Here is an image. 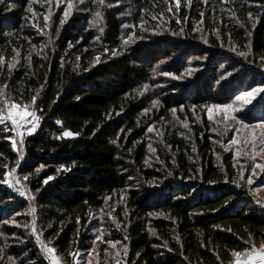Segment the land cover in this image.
I'll return each mask as SVG.
<instances>
[{
    "label": "trees",
    "instance_id": "obj_1",
    "mask_svg": "<svg viewBox=\"0 0 264 264\" xmlns=\"http://www.w3.org/2000/svg\"><path fill=\"white\" fill-rule=\"evenodd\" d=\"M234 3L224 16L209 5L198 21L193 10L155 21L165 1L0 0V110L19 104L39 117L16 149L0 125L3 259L52 264L42 241L64 264L95 254L114 264H235L234 252L264 245L258 183L226 147L234 127L208 115L239 105L247 121L264 117V93L236 99L264 89V0ZM144 8L123 51L78 55L120 43ZM38 12L49 17L42 29Z\"/></svg>",
    "mask_w": 264,
    "mask_h": 264
},
{
    "label": "rangeland",
    "instance_id": "obj_2",
    "mask_svg": "<svg viewBox=\"0 0 264 264\" xmlns=\"http://www.w3.org/2000/svg\"><path fill=\"white\" fill-rule=\"evenodd\" d=\"M160 1H165L167 3V6L164 7L161 14L154 16L156 17L155 21H158V20L161 21V20H165V19H169L173 17L177 18L181 14L182 10L185 11L188 16L189 14H191L190 12L193 10L194 11V14H192L193 16L198 14V17L194 16L193 18L197 19L198 21L201 19V14L205 13V10L207 9L209 5H211L212 7L218 6L217 11L220 16H224L227 13L226 10L231 8V5L235 6V3H234L235 0H197V2L193 0H179V5H177V0H160ZM169 9H171V11ZM146 12H147V9L145 8L142 9L141 15L139 17V21L134 25V27L132 26L133 28H129L123 33V35L120 38V43H118L117 45L111 47L106 44L103 49H98L93 44H89L85 46L78 53V55H82L84 53L87 59H90L92 61H100V60H106L108 58L113 57L114 56L113 52H116L117 54L120 53L121 51H123V47L125 43L128 41L133 30L137 29L138 25H140L144 21H147ZM33 13L34 12L32 11V15ZM131 14L133 15L134 12H131ZM45 15H46V12L45 13L38 12L36 14V20L33 23V25L36 28L42 29V26L40 25L41 23L40 21L42 17L43 18L45 17ZM150 21L152 22V24L154 23L153 20H150ZM105 49H107V51H105ZM245 92L247 91H242L240 93L242 101L245 100L244 95H243ZM15 105H17L16 108L10 109V105L7 104L4 111L0 110V114L7 116L10 110L20 113V117H17L18 126L13 128L11 126V120H5L4 124L2 125L6 127L7 129L12 130V132L14 133L13 142H16L17 144L21 139L24 138L25 135L35 132L38 121L35 123L34 131L29 133L27 131V127L29 125L25 124V120L31 123L33 118L31 116H27L21 119V117L24 116L25 111L35 112L36 115H37V112L34 109H31V108H28V107H25L19 104H15ZM218 106L220 107L219 108L214 107V109L212 110V117H214V119L219 123L227 124L232 128L234 127L232 139L235 138L240 141L238 145H234L230 143V141L232 140L231 139L226 144V147L228 149H231L234 155H235L236 150L239 149V151L241 152V156L239 158H236V157L235 158L243 170L248 169L250 171L251 173L250 179L252 180V182L258 183L255 191L261 196L264 202V169L256 167L255 172L254 173L252 172V168L255 167L256 164L264 163V155H262L261 157H256L255 160H253V151H254L253 144L255 143L256 145L255 151H259V140L261 137H264V123H262V121L250 122V121L244 120L245 124L252 125V127L245 128L244 124L237 123V121L241 119L238 115V109H240L239 105L238 106L230 105L231 107H227V108H225L224 105H218ZM237 127L240 129L239 133L235 131ZM13 181H14V176L12 174H9L7 177V182L10 184V186L14 185ZM32 234L33 233L30 232L29 235H32ZM39 244L41 246L43 253L48 256L52 264H53V259H55V264H64L61 261L60 257L58 256V254L55 252L54 248L49 247L46 243H43L42 241L39 242ZM48 249H52V251L49 252ZM259 249L260 248L256 250L258 251ZM251 252L252 250L245 252L239 257V259L241 260L246 259L247 255ZM2 256H3V252H0V264H14L15 262L14 260L3 259ZM110 261H112V264H114V260L111 259V255H108L107 257L105 256V259L101 260L100 257H97V255L95 254L89 263L90 264H100L103 262L102 264H111Z\"/></svg>",
    "mask_w": 264,
    "mask_h": 264
},
{
    "label": "snow or ice",
    "instance_id": "obj_3",
    "mask_svg": "<svg viewBox=\"0 0 264 264\" xmlns=\"http://www.w3.org/2000/svg\"><path fill=\"white\" fill-rule=\"evenodd\" d=\"M177 5H179V0H177ZM68 7L69 8L72 7L71 0H69ZM169 10L171 11V9H169ZM68 15H69V13L67 11H65L64 16L67 17ZM201 15H203V14H201ZM249 15L251 16V13H249ZM44 19L45 20H48L49 17L48 16H45ZM152 19L155 20L156 17H152ZM59 23L61 25H63L65 23V20L64 19H61L59 21ZM122 27H128V25L125 24V25H122ZM145 31H147V30L145 29ZM181 31H183V29H181ZM173 35H175V33H173ZM131 39H132V37H129V40H131ZM204 42L207 43V41H204ZM232 50L235 51V49H232ZM105 51H107V49H105ZM113 55L115 56V55H117V53L116 52H113ZM240 55L243 56L244 53L241 52ZM8 67H9V69H11L13 67V65L9 64ZM255 93H264V89H262V88H253L251 91L245 92L243 94L244 95V98H245V104L251 102V98L254 96ZM36 99H37L36 96H33L32 97V101L33 102H35ZM236 99L237 100H240L241 99V96H237ZM155 103H159V101H156ZM16 107H17V105H15V104L10 105V109H14ZM214 107L219 108L220 106L217 105V106H214ZM224 107L227 108V107H231V106L230 105H225ZM221 110H223V109H221ZM171 111H172L173 114H175L176 113V108H173ZM211 111H212L211 109H208V115H209V119L210 120H211ZM238 115L242 117L240 120L237 121L238 124H244V127L245 128L252 127V125H249V124H245L244 123V120L248 118L247 112H242V113H239ZM27 116H31L33 118V120H32L31 123H29L27 120H25V124H28L29 125L27 127V131L29 133H31L32 131H34L35 123L39 120V117L36 115L35 112H27V111H25L24 116L21 117V119H23L24 117H27ZM17 117H20V113L19 112H15V111H11V110L8 112L7 116H4V115L0 114V125H3L4 122H5V120H11V126L13 128H15L16 126H18V124H17ZM260 119H261L262 123H264V117H260ZM185 127H187L186 124H185ZM146 131L149 132V133H151L153 131V128L152 127H148L146 129ZM213 131H219V130L218 129H213ZM235 131L237 133H239L240 129L237 127L235 129ZM224 134H225L224 131H221L220 132V135L221 136H223ZM64 135L66 137H72L74 134L71 131H67V132L64 133ZM19 143L22 144L23 143V140L21 139L19 141ZM230 143L231 144H234V145H238L240 143V141L237 140V139H235V138H233L230 141ZM11 147L13 149H16V147H17L16 142H13L12 145H11ZM255 148H256V145L254 143L253 144V150H254L253 151V160H255L256 157H261L262 155H264V137H261L260 140H259V151H255ZM152 151L155 152V149L153 148ZM240 156H241V152L239 151V149H237L236 152H235V157L236 158H239ZM17 163H20V161H17ZM256 167H259L261 169H264V163L256 164L255 167L252 168V172L253 173L255 172ZM12 171L15 172L16 169H12ZM37 171H39V169H37ZM65 171H67V169H65ZM168 175H171V173H168ZM51 179H53V177L52 176H48L47 179L44 180V183L47 184V182L49 180H51ZM150 183H155V179H153L152 181H150ZM248 183L251 184L252 183V180L249 179L248 180ZM17 191H18V193H19L20 196H22V197L25 196V191L19 190V189H17ZM29 199H31V197H29ZM33 211H35V209H33ZM114 211H115V208H113L112 211H110L109 213H107V215L109 217H111L112 216V212H114ZM101 212H103V209H101ZM113 219H115V218H113ZM116 226H117V228H119V223L118 222H117ZM102 235H103V232L101 231V234L98 235V236H96L95 239L96 240L101 239V236ZM152 235L155 236L156 233L153 231L152 232ZM124 239H127V237H125ZM107 243L109 245H117V244H120L121 241H119V240H116V241L108 240ZM125 250L127 251V248ZM48 251L51 252L52 249H48ZM233 255L235 257H237L235 264H264V245H262L258 251L255 248H253L252 252L247 255V258L246 259H243V260L239 259V257L241 256V253L240 252H234ZM53 264H55V259H53Z\"/></svg>",
    "mask_w": 264,
    "mask_h": 264
}]
</instances>
